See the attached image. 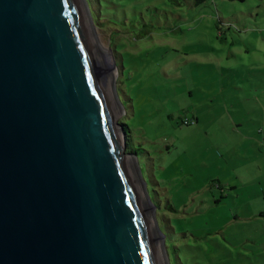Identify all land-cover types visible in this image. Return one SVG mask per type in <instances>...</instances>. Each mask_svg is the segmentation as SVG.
I'll use <instances>...</instances> for the list:
<instances>
[{
  "label": "rangeland",
  "instance_id": "obj_1",
  "mask_svg": "<svg viewBox=\"0 0 264 264\" xmlns=\"http://www.w3.org/2000/svg\"><path fill=\"white\" fill-rule=\"evenodd\" d=\"M86 2L163 261L264 264V0Z\"/></svg>",
  "mask_w": 264,
  "mask_h": 264
},
{
  "label": "water",
  "instance_id": "obj_2",
  "mask_svg": "<svg viewBox=\"0 0 264 264\" xmlns=\"http://www.w3.org/2000/svg\"><path fill=\"white\" fill-rule=\"evenodd\" d=\"M81 6L0 0V264H163Z\"/></svg>",
  "mask_w": 264,
  "mask_h": 264
},
{
  "label": "bare ground",
  "instance_id": "obj_3",
  "mask_svg": "<svg viewBox=\"0 0 264 264\" xmlns=\"http://www.w3.org/2000/svg\"><path fill=\"white\" fill-rule=\"evenodd\" d=\"M80 2H81V4H83L82 6H81V8H82V14H84V3H83V0H80ZM84 16H85V14H84ZM87 28H88V35H89V37H90V40H91V43H92V45H93V48L95 49V51H96V54H98L99 52H98V50H97V48H96V46H95V44H94V42H93V40H92V33L90 34V28H89V26H88V24H87ZM107 79V78H106ZM107 82H108V79H107ZM108 85H109V82H108ZM111 92V91H110ZM111 95H112V92H111ZM111 98H112V104H113V106L114 105H116L115 104V102H117L116 101V99H115V97H114V94H113V96H111ZM117 106V105H116ZM131 158L132 157H129V159H130V161H131V163H132V167H133V170H134V172H136L137 173V180H138V184H139V186H140V177L138 176V169L136 168V166H134V164H133V160H131ZM140 191H141V197H142V200H143V202H144V204H145V206H146V208H147V211H148V207H149V201H148V198H147V196H146V193H145V191L144 190H142V188H140ZM148 216H149V214H148ZM149 220H150V222H151V227H152V229L154 228L153 227V222L151 221V219H150V216H149ZM154 230V232H153V234H154V236H155V238H156V245H157V249H158V251H159V254H160V256H161V260H162V262H163V264H166V262L165 261H163V260H165V257L163 256V258H162V253H163V250H162V246H161V243H160V241H159V239L157 240V237H158V235L156 236V234H155V229H153Z\"/></svg>",
  "mask_w": 264,
  "mask_h": 264
},
{
  "label": "trees",
  "instance_id": "obj_4",
  "mask_svg": "<svg viewBox=\"0 0 264 264\" xmlns=\"http://www.w3.org/2000/svg\"><path fill=\"white\" fill-rule=\"evenodd\" d=\"M169 1H170L171 3H177V4H179V0H169ZM202 1H204V0H194L195 3L202 2ZM237 1H246V0H237ZM89 10H90V9H89ZM94 11L97 12V11H96V8H94ZM98 17H99V16H98ZM98 21H101V23L106 24V22L102 21L101 18H98ZM120 122L122 123V126H123V130H124V132L127 130L126 135H127L128 137L125 138V146H126L125 150H126V152H129V153L134 154V155L136 156L137 160H138L139 152H140L142 149H141L140 147H135V146L133 145V143L130 141V135H129V133H128V125L125 124V123L123 122V120L120 121ZM181 122H183V121H181ZM183 123H184V124H188L187 121H184ZM261 214L264 215V213H261ZM160 231H161V230H160ZM161 232H162V231H161Z\"/></svg>",
  "mask_w": 264,
  "mask_h": 264
}]
</instances>
